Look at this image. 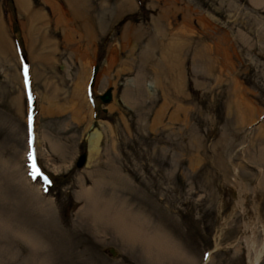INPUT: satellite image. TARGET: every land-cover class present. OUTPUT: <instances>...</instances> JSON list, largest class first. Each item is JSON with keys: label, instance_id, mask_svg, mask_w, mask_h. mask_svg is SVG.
Masks as SVG:
<instances>
[{"label": "rangeland", "instance_id": "1", "mask_svg": "<svg viewBox=\"0 0 264 264\" xmlns=\"http://www.w3.org/2000/svg\"><path fill=\"white\" fill-rule=\"evenodd\" d=\"M28 1L14 32L0 0V264H264V0ZM90 188L174 253L96 227Z\"/></svg>", "mask_w": 264, "mask_h": 264}, {"label": "bare ground", "instance_id": "2", "mask_svg": "<svg viewBox=\"0 0 264 264\" xmlns=\"http://www.w3.org/2000/svg\"><path fill=\"white\" fill-rule=\"evenodd\" d=\"M15 3V5L17 6L18 10L26 15V16H31L30 18H36L38 19V14L40 13L37 11V15L33 14V9L31 11L30 6H29V1L28 0H13ZM68 2H73L71 0H66ZM79 1V0H78ZM76 3V2H75ZM83 3V2H82ZM73 4V3H72ZM76 9V6H75ZM17 11V10H16ZM77 12V11H76ZM35 13V12H34ZM77 14V13H76ZM41 15V14H40ZM34 16V17H32ZM25 17V16H24ZM27 18V17H26ZM18 20V19H17ZM32 20V19H31ZM33 21V20H32ZM37 21V20H35ZM33 21V22H35ZM31 22V23H33ZM38 25V24H37ZM33 26V25H32ZM36 26V25H35ZM39 26V25H38ZM37 27V26H36ZM33 28V27H32ZM39 28V27H38ZM35 29V28H34ZM32 30V29H31ZM37 32V31H35ZM34 32V30H32V39L34 41V47L35 48H39L38 43H37V35ZM26 33V32H25ZM38 33V32H37ZM26 35V34H25ZM5 34H4V29L2 27V22L0 23V53H2V55L5 56H9V46L7 45L6 42V38H5ZM8 39V38H7ZM30 39V38H29ZM8 41V40H7ZM33 44V43H32ZM10 45V44H9ZM25 46V45H24ZM43 51V50H42ZM39 52V51H38ZM7 58V57H6ZM26 63V62H25ZM32 75V74H31ZM87 77H89L87 75ZM32 79V78H31ZM31 81V80H30ZM85 84L87 85L86 81ZM85 85V86H86ZM46 86V85H45ZM85 86L83 89V93L85 90ZM87 87V86H86ZM151 88V86H150ZM51 91V90H50ZM36 92V91H35ZM112 93V92H111ZM40 94V93H39ZM48 95V93L46 94ZM45 95V96H46ZM40 96V95H39ZM38 96V97H39ZM44 96V97H45ZM51 96V95H50ZM47 97V96H46ZM45 97V98H46ZM21 98V97H20ZM44 98V99H45ZM48 98V97H47ZM47 100V99H46ZM45 100V101H46ZM113 100V99H112ZM50 101V100H48ZM47 102V101H46ZM45 102V103H46ZM49 103V102H48ZM47 103V104H48ZM41 104V103H40ZM52 104V102H51ZM50 104V105H51ZM111 104V103H110ZM53 105V104H52ZM38 107V106H37ZM44 107V106H43ZM47 108V107H46ZM45 108V109H46ZM50 109V107H48ZM48 109V110H49ZM52 109V106H51ZM40 110V109H39ZM48 110H46L48 112ZM45 112V110H44ZM50 112V111H49ZM52 112V111H51ZM38 113V112H37ZM46 113V112H45ZM47 114V113H46ZM45 114V115H46ZM51 114V113H50ZM49 116V115H48ZM42 118V117H41ZM34 123H32V126L34 124H36V120L37 118L35 117L34 119ZM36 137V136H35ZM91 144L92 147L94 148L95 145V141L94 140V144H93V138L94 136L91 135ZM36 142V141H35ZM41 151V150H40ZM88 159V158H87ZM87 162V161H86ZM94 188V187H93ZM94 189L90 188L87 190H83V195L86 196V199L88 201L89 207H91V212H90V217L89 219H91L93 222H95L96 224L98 223V225H96V227H99V229H109L110 231H112L113 235L117 236L118 238L120 237L123 241L127 242V243H132V242H141V244L143 245V247L145 246V248H149V249H153V253H151V258L154 259L155 255L157 256H169L170 254L172 255L174 252L173 250H171L168 242L166 241V235H161L157 230L151 229L149 230L147 228V223L145 219H141L138 220L136 215L131 214L130 212H126V211H120V210H112L111 208L107 207V205H103V206H98L97 204V196L96 193H94L93 191ZM100 198V197H98ZM102 198V197H101ZM85 201V200H84ZM86 201V202H87ZM106 202V201H105ZM105 204V203H104ZM88 207V208H89ZM87 210V209H86ZM91 222V221H90ZM94 228V226H92ZM153 228V227H152ZM102 231V230H101ZM107 231V230H106ZM99 232V231H98ZM102 233V232H101ZM99 234V233H98ZM103 234V233H102ZM138 245V244H137ZM152 252V251H151ZM170 255V256H171ZM157 258V257H156ZM155 258V259H156ZM154 259V260H155ZM160 259V258H159Z\"/></svg>", "mask_w": 264, "mask_h": 264}, {"label": "water", "instance_id": "3", "mask_svg": "<svg viewBox=\"0 0 264 264\" xmlns=\"http://www.w3.org/2000/svg\"><path fill=\"white\" fill-rule=\"evenodd\" d=\"M96 71H97V66L95 65L93 67V70H92V78H91L90 85L93 82V79H94V76H95ZM111 92H112L111 88H107L102 94H100V95L97 96V99L102 104H107V103H109L111 101V98H112ZM86 161H87V152H82L76 158L74 165L77 168H81L82 166L85 165Z\"/></svg>", "mask_w": 264, "mask_h": 264}, {"label": "snow or ice", "instance_id": "4", "mask_svg": "<svg viewBox=\"0 0 264 264\" xmlns=\"http://www.w3.org/2000/svg\"><path fill=\"white\" fill-rule=\"evenodd\" d=\"M25 78L27 83V68H25ZM31 120V117H30ZM29 159L33 160V163L31 164V176L33 179H39L44 185H50L51 180L46 175H43L40 171V169L36 166L35 161L31 155H29Z\"/></svg>", "mask_w": 264, "mask_h": 264}, {"label": "trees", "instance_id": "5", "mask_svg": "<svg viewBox=\"0 0 264 264\" xmlns=\"http://www.w3.org/2000/svg\"><path fill=\"white\" fill-rule=\"evenodd\" d=\"M32 2L36 3V0H32ZM5 4L8 6L9 18H10V21L12 23L13 30H14V32H17L18 25H17V21H16V13H15L14 4H13L12 0H5ZM19 52L21 53V55H23L22 50L19 49ZM22 61H24V60H22Z\"/></svg>", "mask_w": 264, "mask_h": 264}]
</instances>
